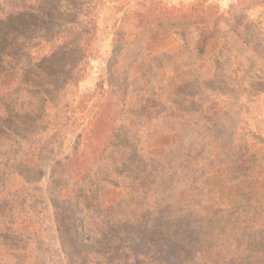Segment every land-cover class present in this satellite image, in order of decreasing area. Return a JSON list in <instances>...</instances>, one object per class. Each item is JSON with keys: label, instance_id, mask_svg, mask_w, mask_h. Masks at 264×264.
Listing matches in <instances>:
<instances>
[{"label": "rangeland", "instance_id": "1", "mask_svg": "<svg viewBox=\"0 0 264 264\" xmlns=\"http://www.w3.org/2000/svg\"><path fill=\"white\" fill-rule=\"evenodd\" d=\"M0 129V264H264V0H0Z\"/></svg>", "mask_w": 264, "mask_h": 264}, {"label": "trees", "instance_id": "2", "mask_svg": "<svg viewBox=\"0 0 264 264\" xmlns=\"http://www.w3.org/2000/svg\"><path fill=\"white\" fill-rule=\"evenodd\" d=\"M3 131V130H2ZM0 132H1V129H0ZM4 132L5 133H12V134H9V135H7V137H13L14 138V136H13V134L15 133L14 131H9L8 129H4ZM2 136V135H1ZM7 163L5 164V166H7V165H9V163H10V160H8V161H6ZM263 188H264V186H262ZM262 197L264 196V189H263V191H262V195H261ZM262 219H264V217L262 218ZM261 226V229H262V232H261V235H263L262 237H264V221L262 222V224L260 225ZM203 234H205L202 230H199L198 231V233H197V236L198 237H202V235ZM262 244H263V246H262V250H263V253H262V255L264 256V238H263V240H262ZM210 249H216V247H214V248H210Z\"/></svg>", "mask_w": 264, "mask_h": 264}]
</instances>
